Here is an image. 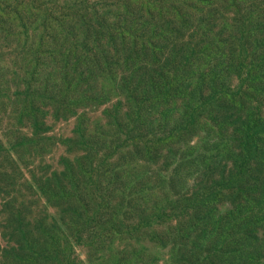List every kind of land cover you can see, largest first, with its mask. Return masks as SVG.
Instances as JSON below:
<instances>
[{"label":"rangeland","instance_id":"rangeland-1","mask_svg":"<svg viewBox=\"0 0 264 264\" xmlns=\"http://www.w3.org/2000/svg\"><path fill=\"white\" fill-rule=\"evenodd\" d=\"M52 1H41L52 6V23L74 26L77 38L60 35L54 61L26 73L34 115L19 67L32 69L31 43L41 33L53 36L54 26L40 11L27 12L18 36L0 32V264H264V121L248 127L262 143L251 147L243 178L232 167L234 153L224 150L228 136L215 129L231 130L239 141L233 96L223 107L229 94H214L215 104L192 123L180 110L199 72H210L201 81L207 92L215 73L219 87L227 77L240 88L263 66L264 0H188L196 10L182 2L181 11L176 0H129L178 37L162 50L161 63L187 78L171 77L176 90L163 89L169 95L158 99L139 96L157 93L144 86L158 79L149 56L137 60L135 52L118 50L103 68L88 71L104 53L102 43L111 49L107 33L115 34L125 0ZM93 6L99 20L84 29L55 22ZM150 25L136 23L132 31L147 35ZM73 45L83 55L73 56ZM62 62L72 76L67 89ZM256 115L264 117V106Z\"/></svg>","mask_w":264,"mask_h":264},{"label":"trees","instance_id":"trees-1","mask_svg":"<svg viewBox=\"0 0 264 264\" xmlns=\"http://www.w3.org/2000/svg\"><path fill=\"white\" fill-rule=\"evenodd\" d=\"M42 0H25L23 2L19 0H0V32H5L8 36H18L20 34V30H22L27 22L29 21L30 15L27 13H34L40 11V17L43 21L49 22V24L53 25V36L47 37L44 33L38 35V37L31 43L30 51L27 52V63L31 67V70H26L25 67L21 65L19 67L20 74L24 79L23 81V93L22 96L26 98L25 106L29 105L32 115H34L35 110H32L33 107L31 106V92L33 85L31 81L28 79L26 73L33 74V69L37 66H43L45 62L54 61L57 49H60L59 43V36L61 35V39L68 40L76 39L77 35L73 33L74 26H71L69 30H65L68 28H59L57 25L53 24L50 18L49 13L46 10H52L51 5H47L43 3L41 4ZM52 2H55L53 0ZM126 4L120 12L117 14V21L114 32L115 34L111 36L107 33V40L112 45L111 49L108 47H104L102 43V49L104 53L99 55L93 59L91 62V68L88 67V71L90 75L94 73V71L103 68L104 61H106V57L109 54H117L118 50H130L136 53V56L140 60V58L144 56H149L153 59H156V67L152 70H157L158 74L156 77H153L149 80L148 84L144 85L149 89H153L157 91V93H146L144 95H139L141 98H145L146 96H153L156 95L155 99H158V96L163 95L166 98L169 93L164 92L163 89L166 90H176L173 86V83L169 81V79L175 75H179L178 79L180 82H184V78H187V75L184 71H180L177 67L171 65V71H168L163 67L164 63H161V52L164 48L168 47L171 48V42H176L178 39L177 36L171 35L169 33V28L166 27L165 24L157 22L155 24V16H151L149 12H143L144 6H137L128 4L129 0H125ZM154 2L158 5H166L165 0H154ZM178 2V4H177ZM188 6L192 7V10H196V5L193 3L188 2V0H176V6L179 11L183 9L185 6L183 3ZM72 9V6L69 7V10ZM144 17H149L148 20H145ZM108 17L102 16V19H106ZM73 22V24L77 26H81L82 29L90 26V24H94L99 20V17L96 13L95 6L87 11L86 14L81 16H76V14H69L65 13L63 15H58L55 18L56 24H63V22L67 21ZM152 24L150 25V30L148 31L147 35H140L137 36L134 31H132L133 26L136 23L140 24ZM21 28V29H17ZM143 29V27H139ZM147 29L146 27L144 30ZM119 34V36H118ZM118 37H114V36ZM85 34H83L82 38H85ZM112 41L114 43H112ZM124 42V43H123ZM85 43V41H84ZM123 43V44H122ZM50 44V45H49ZM126 46L123 47L122 45ZM71 54L77 57L83 55L82 52L76 51V45H73L69 48ZM21 53V50L18 51V54ZM92 55H96V53H91ZM70 56L69 53L64 52L63 58L66 59ZM188 60H192L191 57H187ZM180 60V59H179ZM159 61V62H158ZM150 64L153 65L152 62ZM204 69V67H202ZM62 70L64 76V81L62 82V86L64 89H67L70 85V78L72 77L69 71L66 69V63L62 62ZM210 72L209 71H201L199 72L197 79H196V86L191 91V94L184 95V100L181 105V117L187 120V123H192L197 121L201 118L203 114V110L210 105H214V94L218 93L221 94L223 97L225 94H229V97L225 103L227 106L228 100L230 95L233 97V106L237 110L238 113V120L239 123L233 119V126L238 127L236 133H234L238 138L239 141L234 144L233 139H231V130H226L222 126L219 128H215L220 138L227 135L228 142L223 143L224 150L226 152L234 153L232 155V167L235 170V174L237 176H243L245 171L243 168L246 164L249 163V159L251 157L250 153H252L251 147L258 148L262 143V138L257 137L252 134L248 127H250L255 120L264 121V117L260 115L255 116V112L261 109L264 106V61L263 66L260 67L259 71L254 72L252 70L249 71V75H251L250 80H246L245 82H241L242 85L240 88L235 87L236 81L230 80L227 77L224 78L223 87L220 86V76L221 74L215 73L211 76V78L206 81L204 84L205 86L211 87V89L207 92H203L201 89V81L204 76H207ZM85 72H83L84 76ZM81 78L78 75H74L73 80L77 86H80ZM162 80L161 84L155 83ZM59 81V80H58ZM58 81L54 86V90L56 89L60 92ZM190 89H192V85L189 83ZM32 86V87H31ZM63 89V90H64ZM65 92V90H64ZM91 97V96H90ZM200 109V110H199ZM199 110V111H198ZM216 113H213L214 115ZM210 115L209 119L213 120V116ZM219 119H223L224 116L217 115ZM247 124V125H246ZM242 170V171H240ZM208 198V197H207Z\"/></svg>","mask_w":264,"mask_h":264}]
</instances>
